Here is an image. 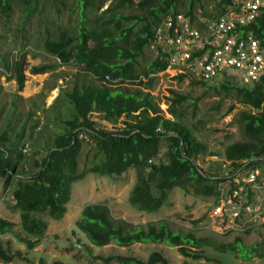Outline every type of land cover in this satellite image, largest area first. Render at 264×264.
<instances>
[{"label":"trees","instance_id":"1","mask_svg":"<svg viewBox=\"0 0 264 264\" xmlns=\"http://www.w3.org/2000/svg\"><path fill=\"white\" fill-rule=\"evenodd\" d=\"M47 1L51 0H0V18H8L13 6L19 4L25 17L23 23H26L37 4L40 3L42 9ZM180 1L55 2L61 8L56 9L57 18L62 10H66L69 16L75 15L72 20L74 25L71 29L59 28L55 39L50 37L47 29V37L42 44L44 51L60 65H72L78 73L91 76L96 84L60 91L59 98H62L67 118L59 119L62 118L60 111L57 118L53 117L61 124L62 132L55 134L50 142L41 140L45 153L39 158L33 157L29 161L23 154L25 144L35 139L34 132L39 127V120L33 122L27 136L24 132L26 123L20 130L12 128L10 120L0 127V179L6 188L13 176L19 175L12 193V209L19 215L21 231L36 239H20L27 251L34 249L45 234L48 222L44 217L60 221L67 213L72 184L90 174L113 178L134 170L135 183L127 203L138 212L154 214L166 204L170 192L175 188L192 197L216 199L218 181L215 178L220 175L223 162L237 170L264 166V77L251 85H238L232 77H223L222 91L231 93L239 104L254 112L239 115L240 128L246 141L228 145L217 170L210 175L196 165L198 158L204 155L206 146L196 139L172 110L189 98L171 92L174 99L169 109L172 119H169L163 116L149 92L155 76L167 69V63L161 59V51L158 50L145 69L137 71L138 59L153 44L155 29L168 16L181 15L177 11ZM231 2L219 0L217 12L205 15V20H213L224 14ZM192 3L184 16L194 24ZM123 10H135L136 13L124 15ZM247 31H252L258 39L262 38L264 11ZM1 63L6 73H14L17 91L21 92L25 83L23 57ZM50 69L52 67H35L31 74H43ZM177 79H188L194 86L205 87V83L189 76L177 75ZM56 101L54 108L58 105ZM94 113L97 114L95 117ZM15 120L20 122L18 117ZM118 122L121 127L116 130H109L105 126ZM80 133L88 136L94 155L89 165L78 170L82 148ZM13 228V223L0 218V235L13 233ZM75 229L95 248L113 245L129 249L135 245L162 244L176 249L183 259L192 262H210L206 256L207 250L220 255H235L242 261L264 258V244L245 247L239 237L226 244L213 237H197L193 231H173L164 221L145 226L132 225L115 220L104 203L84 206ZM250 231L244 233L249 234ZM14 258L9 247L0 241V264H14ZM96 259L103 264H170L157 251L151 252L146 260L121 255ZM37 264L45 263L39 261Z\"/></svg>","mask_w":264,"mask_h":264},{"label":"rangeland","instance_id":"2","mask_svg":"<svg viewBox=\"0 0 264 264\" xmlns=\"http://www.w3.org/2000/svg\"><path fill=\"white\" fill-rule=\"evenodd\" d=\"M58 0H51L41 9L40 3L30 13L26 23L22 14V6L15 4L8 18H0V127L10 120V126L20 130L24 125L26 136L33 122L39 120V127L34 132L33 142L25 144L23 154L29 159L41 157L45 150L42 149L41 140H50L55 134L62 132V126L53 117L65 115L60 91H69L84 85H95L96 82L89 75L78 73L72 65H60L43 49V41L47 37L56 38L59 28L71 29L75 15L69 16L66 10L57 18L56 9L60 8ZM140 2L142 0H135ZM195 17V24L206 21L205 15L217 12L219 0H181L177 11L184 16L190 3ZM124 15L136 13L135 10H123ZM185 17V16H184ZM70 19V21H69ZM189 20V19H188ZM190 21V20H189ZM20 25H23L19 28ZM157 55L156 48H146L138 59L137 71L145 69ZM23 57L25 68L24 88L17 91L13 79L14 73L3 70L2 61L9 63ZM41 66L52 67L47 72L32 75L31 70ZM176 70H167L157 74L149 90L165 118L172 119L169 114L171 92L189 98L188 101L172 108L177 117L194 134L196 139L206 146L203 156L199 157L196 165L206 174H213L219 166L224 149L233 143L246 141L240 128L239 115L242 112L253 113L251 109L239 104L231 94H225L222 89L223 77L205 83L203 86H194L190 80L177 79ZM233 80L241 85L236 76ZM133 87H131L132 89ZM57 100V101H56ZM55 101L57 106L54 108ZM54 108V109H53ZM60 111V114H59ZM97 114L94 113L95 117ZM30 116V118L28 117ZM18 117L20 122H16ZM65 119V118H64ZM121 122V121H120ZM105 125L109 130H116L121 123ZM81 151L78 157V170L92 162L94 155L92 143L85 133H80ZM38 153L36 154V151ZM163 151L160 153V157ZM28 167V165L26 166ZM9 186L3 187L0 179V218L14 224L13 233L0 235V241L15 256L14 264H28L27 260L37 264L62 262L63 264H103L96 259L107 258L111 255L135 256L146 260L151 252H160L170 264H264V258H253L242 261L235 255H220L211 250L206 251L210 262H192L183 259L174 248L164 245H135L129 249L109 245L95 248L75 229V224L80 217L84 206L89 204L104 203L109 207L110 214L115 220H123L132 225L145 226L148 223L164 221L173 231H193L197 237H213L222 243H232L236 237L242 239L243 246L264 244V225L251 230L249 234L222 232L212 213L215 208L214 198H201L186 195L178 188L173 189L166 204L154 214L138 212L130 207L127 198L135 183V172L130 169L121 177L105 178L88 175L83 180L72 184L70 200L67 204V213L60 221H52L46 217L48 228L38 240V245L27 251L22 240L34 241L35 238L24 234L19 226V215L13 211L12 193L16 187L14 175ZM194 222H198L194 224ZM220 228V229H219ZM260 246V247H261ZM82 251V252H81ZM113 264V263H111Z\"/></svg>","mask_w":264,"mask_h":264},{"label":"built area","instance_id":"3","mask_svg":"<svg viewBox=\"0 0 264 264\" xmlns=\"http://www.w3.org/2000/svg\"><path fill=\"white\" fill-rule=\"evenodd\" d=\"M264 11V0H232L224 14L192 24L168 16L154 31L152 46L161 51L167 70L208 83L236 76L251 85L264 77V32L247 31ZM164 73V72H163ZM213 217L226 234L264 225V166L234 169L223 162Z\"/></svg>","mask_w":264,"mask_h":264}]
</instances>
